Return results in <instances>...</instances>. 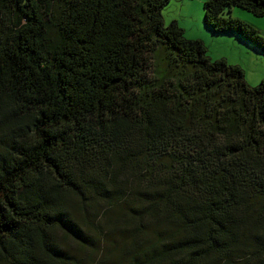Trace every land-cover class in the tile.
I'll use <instances>...</instances> for the list:
<instances>
[{"label":"trees","instance_id":"trees-1","mask_svg":"<svg viewBox=\"0 0 264 264\" xmlns=\"http://www.w3.org/2000/svg\"><path fill=\"white\" fill-rule=\"evenodd\" d=\"M169 1L0 0V264H264V79ZM235 6L205 25L264 55Z\"/></svg>","mask_w":264,"mask_h":264},{"label":"rangeland","instance_id":"rangeland-1","mask_svg":"<svg viewBox=\"0 0 264 264\" xmlns=\"http://www.w3.org/2000/svg\"><path fill=\"white\" fill-rule=\"evenodd\" d=\"M204 2L205 0H170L162 10L165 24L177 20L188 38L205 39L203 41L208 47L209 56L213 59L225 57L230 63L240 64L245 68L247 80L251 84L259 83L264 78V55L243 47L242 42L239 44L236 41L239 39L236 34H218L207 27L204 22ZM233 9L253 14L239 6Z\"/></svg>","mask_w":264,"mask_h":264},{"label":"crops","instance_id":"crops-1","mask_svg":"<svg viewBox=\"0 0 264 264\" xmlns=\"http://www.w3.org/2000/svg\"><path fill=\"white\" fill-rule=\"evenodd\" d=\"M231 14L236 18H239L241 20H244V21L254 25L261 33L264 34V15L263 16H256V15H253V14H250L247 12H243L239 9L231 10ZM203 40L205 41L204 38H203Z\"/></svg>","mask_w":264,"mask_h":264}]
</instances>
